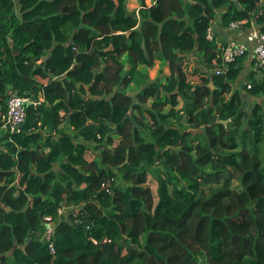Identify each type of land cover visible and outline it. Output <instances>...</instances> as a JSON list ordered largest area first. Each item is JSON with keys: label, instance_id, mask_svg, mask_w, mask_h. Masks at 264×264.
I'll use <instances>...</instances> for the list:
<instances>
[{"label": "trees", "instance_id": "obj_1", "mask_svg": "<svg viewBox=\"0 0 264 264\" xmlns=\"http://www.w3.org/2000/svg\"><path fill=\"white\" fill-rule=\"evenodd\" d=\"M137 1L0 0V121L35 102L0 131V264H264V73L234 89L251 52L207 38L219 13L264 32V0Z\"/></svg>", "mask_w": 264, "mask_h": 264}, {"label": "built area", "instance_id": "obj_2", "mask_svg": "<svg viewBox=\"0 0 264 264\" xmlns=\"http://www.w3.org/2000/svg\"><path fill=\"white\" fill-rule=\"evenodd\" d=\"M244 21L233 22L230 24L232 29H240L244 25ZM208 40H212V34L210 28L207 31ZM245 43H240L235 40H226L218 42V66H224L232 63L236 58L244 55L247 51L251 52V59L253 61L254 71L257 74L264 73V32L260 29L252 26L245 38ZM221 72L219 67L213 70V74L218 75ZM249 88V87H248ZM28 104H35L30 98L20 97L15 93L9 94L6 101V113L0 121V131L8 132L10 134L19 133L21 127L25 121V107ZM47 222L46 232L43 235V239L48 242L49 252L54 253L53 244L51 242V236L53 234V223L49 217H44Z\"/></svg>", "mask_w": 264, "mask_h": 264}, {"label": "rangeland", "instance_id": "obj_3", "mask_svg": "<svg viewBox=\"0 0 264 264\" xmlns=\"http://www.w3.org/2000/svg\"><path fill=\"white\" fill-rule=\"evenodd\" d=\"M147 3L149 4L150 0H147ZM130 4H131V6H129ZM127 7L129 10L133 7V10L137 11L139 9V3L137 0H132V1L129 0ZM130 11H132V10H130ZM188 60L185 62V65H186V68L188 70V74H190V72H193L194 69H193V66L188 62ZM148 75H149L150 80H154V79L160 77V80L162 82H166L169 74L166 71L165 65H162V64L157 62L152 69L148 70ZM150 76H152V78L153 77L154 78L151 79ZM189 78L191 81L197 82L196 77L190 75ZM249 102L251 103L252 100H249ZM259 102H261V100H259ZM189 131L192 132L193 134H196L197 132L200 131V128H197V129L189 128ZM228 177H229V174H226V175L221 174L219 176H207V175L200 176L199 180L201 183V189L203 190V197L209 196L215 190L223 189L224 187H226L225 180L230 179ZM229 185H232V187H233L236 185V182L233 181V183H230ZM146 186L149 187L153 193H156L157 184H156V181L153 177H151V176L148 177Z\"/></svg>", "mask_w": 264, "mask_h": 264}, {"label": "crops", "instance_id": "obj_4", "mask_svg": "<svg viewBox=\"0 0 264 264\" xmlns=\"http://www.w3.org/2000/svg\"><path fill=\"white\" fill-rule=\"evenodd\" d=\"M129 6H131V4ZM130 10H133V7ZM210 30H211V34H212L213 39L217 42L226 41V40H235V41H238L240 43H245V41H246L245 38H246V35L249 31V29L242 30V29H232L230 27H223L221 25V22H220V13L216 16L213 23L211 24ZM201 61L202 60L200 59V57L197 54L192 55L191 57H189V60H188V62L193 66V69L198 68L199 64H200L201 69H203ZM165 67H166L167 73L169 74L168 67L166 65H165ZM251 71L255 72L254 67H253V61L251 59V55L248 54L247 59L245 61L244 69H243L242 74L239 77L238 81L234 84V89H236L237 87H239L243 83L244 77L246 76L247 73H249ZM209 74H210V71H209ZM150 77H151V79L154 78V77L152 78V76H150Z\"/></svg>", "mask_w": 264, "mask_h": 264}, {"label": "water", "instance_id": "obj_5", "mask_svg": "<svg viewBox=\"0 0 264 264\" xmlns=\"http://www.w3.org/2000/svg\"><path fill=\"white\" fill-rule=\"evenodd\" d=\"M209 86H210V88H213V86L211 84ZM140 91H141V89H139L137 91H134V92H129V93L126 94V96L129 97L132 100L129 112H131V109H132L133 105L138 104L137 95H138V93ZM127 117H129V116H127Z\"/></svg>", "mask_w": 264, "mask_h": 264}, {"label": "clouds", "instance_id": "obj_6", "mask_svg": "<svg viewBox=\"0 0 264 264\" xmlns=\"http://www.w3.org/2000/svg\"><path fill=\"white\" fill-rule=\"evenodd\" d=\"M256 73V72H255ZM213 74V73H212Z\"/></svg>", "mask_w": 264, "mask_h": 264}]
</instances>
